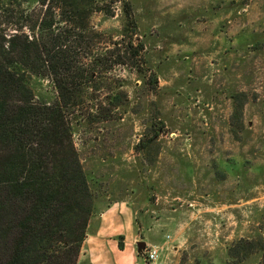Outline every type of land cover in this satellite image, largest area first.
I'll return each instance as SVG.
<instances>
[{"label": "rangeland", "instance_id": "obj_1", "mask_svg": "<svg viewBox=\"0 0 264 264\" xmlns=\"http://www.w3.org/2000/svg\"><path fill=\"white\" fill-rule=\"evenodd\" d=\"M98 1L111 15L91 25L121 39L123 0ZM129 2L146 76L114 66L70 115L95 202L130 204L138 241L163 246L165 264H264V0ZM16 25L0 12V34ZM29 84L57 99L49 79ZM240 240L247 251L232 252Z\"/></svg>", "mask_w": 264, "mask_h": 264}, {"label": "trees", "instance_id": "obj_2", "mask_svg": "<svg viewBox=\"0 0 264 264\" xmlns=\"http://www.w3.org/2000/svg\"><path fill=\"white\" fill-rule=\"evenodd\" d=\"M24 2L35 6L23 8ZM101 10L111 15L98 0H0L1 15L18 24L9 36L0 34V264L78 262L95 199L70 115L114 66L147 73L129 0L121 39L91 25ZM34 76L53 83L55 101L36 100ZM148 83L156 88L153 73ZM120 99L117 93L112 103ZM244 244L230 250L247 251ZM257 249L264 252V242Z\"/></svg>", "mask_w": 264, "mask_h": 264}, {"label": "crops", "instance_id": "obj_3", "mask_svg": "<svg viewBox=\"0 0 264 264\" xmlns=\"http://www.w3.org/2000/svg\"><path fill=\"white\" fill-rule=\"evenodd\" d=\"M138 237L130 204L96 200L77 264H138Z\"/></svg>", "mask_w": 264, "mask_h": 264}, {"label": "built area", "instance_id": "obj_4", "mask_svg": "<svg viewBox=\"0 0 264 264\" xmlns=\"http://www.w3.org/2000/svg\"><path fill=\"white\" fill-rule=\"evenodd\" d=\"M143 252L145 264H165L163 260V246L146 244Z\"/></svg>", "mask_w": 264, "mask_h": 264}, {"label": "water", "instance_id": "obj_5", "mask_svg": "<svg viewBox=\"0 0 264 264\" xmlns=\"http://www.w3.org/2000/svg\"><path fill=\"white\" fill-rule=\"evenodd\" d=\"M146 247V242L144 240H140L137 242V251L141 253Z\"/></svg>", "mask_w": 264, "mask_h": 264}]
</instances>
